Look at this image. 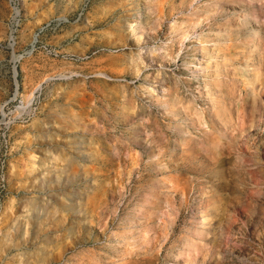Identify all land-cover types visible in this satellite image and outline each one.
Here are the masks:
<instances>
[{
	"label": "rangeland",
	"instance_id": "1",
	"mask_svg": "<svg viewBox=\"0 0 264 264\" xmlns=\"http://www.w3.org/2000/svg\"><path fill=\"white\" fill-rule=\"evenodd\" d=\"M20 3L0 264H264V0Z\"/></svg>",
	"mask_w": 264,
	"mask_h": 264
},
{
	"label": "built area",
	"instance_id": "2",
	"mask_svg": "<svg viewBox=\"0 0 264 264\" xmlns=\"http://www.w3.org/2000/svg\"><path fill=\"white\" fill-rule=\"evenodd\" d=\"M8 5L10 9V18L8 25V43L10 47H12L16 42V33L20 26L21 22V3L20 0H8ZM7 48V46H6ZM5 134L0 133V140H5Z\"/></svg>",
	"mask_w": 264,
	"mask_h": 264
}]
</instances>
